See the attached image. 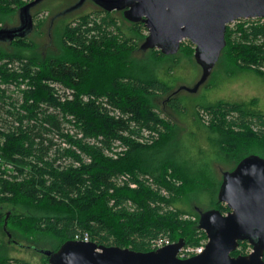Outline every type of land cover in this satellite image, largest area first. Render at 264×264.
Returning a JSON list of instances; mask_svg holds the SVG:
<instances>
[{"label":"trees","instance_id":"trees-1","mask_svg":"<svg viewBox=\"0 0 264 264\" xmlns=\"http://www.w3.org/2000/svg\"><path fill=\"white\" fill-rule=\"evenodd\" d=\"M28 1L0 0V23ZM229 24L220 54L264 77V19ZM145 34L122 10L96 6L61 25L58 55L36 57L22 37L11 50L0 47V204L26 211L0 210L1 232L8 226L13 238L50 251L84 234L134 251H147L160 234L189 244L205 237L197 218L171 206L196 179L164 151L174 124L152 101L170 87L131 55ZM147 51L152 61L175 55ZM176 52L192 55L193 46L182 41ZM166 103L179 107L174 97ZM195 111L201 122L200 112L207 116L222 152L238 159L258 148L264 158V111L225 101ZM211 208L226 211L216 200ZM0 264L27 263L0 256Z\"/></svg>","mask_w":264,"mask_h":264},{"label":"water","instance_id":"water-1","mask_svg":"<svg viewBox=\"0 0 264 264\" xmlns=\"http://www.w3.org/2000/svg\"><path fill=\"white\" fill-rule=\"evenodd\" d=\"M40 0L20 6L23 24L0 28V42L29 33V9ZM100 8L122 10L130 22H141L145 36L140 49H156L170 55L182 41L193 46V57L207 72L225 45V26L237 19H264V0H91ZM78 0L69 10L78 7ZM25 19H24V18ZM28 24V25H27ZM216 202L226 211L210 208L198 212L196 227L206 242L201 253L184 259L176 251L182 238L147 251L99 245L92 241L68 239L56 250H41L45 264H264V158L249 154L232 170L223 172L216 191ZM246 241L250 251L231 255L238 242Z\"/></svg>","mask_w":264,"mask_h":264},{"label":"rangeland","instance_id":"rangeland-1","mask_svg":"<svg viewBox=\"0 0 264 264\" xmlns=\"http://www.w3.org/2000/svg\"><path fill=\"white\" fill-rule=\"evenodd\" d=\"M77 1L40 0L29 9L28 14L35 17V20L32 19V28L25 37L33 43L36 57L58 55L60 50L57 40L61 25L75 15L96 8V4L91 0H83L78 7L69 10ZM39 19L41 24L37 26ZM0 24V28L19 26L18 10L9 19L5 17ZM8 45V42H0L1 48L11 50ZM131 55L138 60H147V66L154 77L170 87L167 95L156 97L152 101L155 109L166 115L174 124L170 139L164 145V151L170 152L173 162L196 179L192 184L196 185L194 189L186 196L173 201L171 206L182 210L183 215L188 216L196 214L194 206L200 211L210 209L216 200L221 172H227L237 159L220 150L215 142L217 135L209 131L204 124L207 116L200 112L204 121L201 122L195 108L222 100L242 102L251 110L262 112L264 77L250 70L237 69L223 55L207 72H204L203 66L191 54L186 56L176 52L174 56H165L158 61L149 60V51L146 49L136 50ZM169 95L176 99L179 106L177 109L167 106L166 97ZM143 135L148 136L146 131H143ZM255 151L258 154L261 152L258 148ZM0 210L23 214L26 212L23 208L9 204H0ZM6 228L3 227V234L0 231V239L3 241L0 256L15 258L27 264H43L44 254L40 249H46H43L42 245L28 243L19 235L14 236L15 238L12 234L7 236L6 232H10L9 227ZM249 250L250 247L245 244L242 251Z\"/></svg>","mask_w":264,"mask_h":264},{"label":"built area","instance_id":"built-area-1","mask_svg":"<svg viewBox=\"0 0 264 264\" xmlns=\"http://www.w3.org/2000/svg\"><path fill=\"white\" fill-rule=\"evenodd\" d=\"M233 22V21H232ZM230 22V23H232ZM122 178H127L126 176H122ZM128 186L130 188H134L135 184L129 183ZM164 194V192H162ZM183 218H190V220L195 221L196 217L195 216H188V215H182ZM75 240H81V241H88V237L86 234L82 235L81 238L75 237ZM173 241L170 240L166 235H158L154 239H152L149 244H148V250H154L163 246H166ZM206 242V238H200L197 243L195 244H189V243H184L181 247H179L176 251V257L179 259H184L193 255H197L202 252L204 249V244ZM250 251V250H249ZM248 251V252H249Z\"/></svg>","mask_w":264,"mask_h":264},{"label":"flooded vegetation","instance_id":"flooded-vegetation-1","mask_svg":"<svg viewBox=\"0 0 264 264\" xmlns=\"http://www.w3.org/2000/svg\"><path fill=\"white\" fill-rule=\"evenodd\" d=\"M95 6H97V5H95ZM32 16H31V14H30V19H31V22H32V19H34L35 20V17L33 18H31ZM24 18V17H23ZM25 19V18H24ZM36 19H38V18H36ZM248 19V18H247ZM40 20V19H39ZM238 20H240V19H237V20H234L233 22H235V21H238ZM24 22H22L21 23V18H20V16H19V25H21V24H23ZM65 23V22H64ZM28 25V24H27ZM228 25V24H227ZM226 25V26H227ZM22 26V25H21ZM225 26V27H226ZM31 28H32V23H31ZM31 28H30V30H31ZM225 32V31H224ZM15 38H18V37H14L13 39H15ZM22 38H26L25 36H23ZM12 39V40H13ZM57 44H58V40H57ZM146 50H148V49H146ZM220 56H221V54L218 56V58H217V60L215 61V63L218 61V59L220 58ZM169 98H173V97H171L170 95L169 96H167L166 97V102H167V100L169 99ZM219 101H222V100H219ZM225 102H230V101H225ZM231 102H234V101H231ZM235 103H238V104H242V105H244L246 108H249L250 109V107H248V106H246V104H244V103H242V102H235ZM168 106V105H167ZM169 107V106H168ZM253 111H255V110H253ZM263 112V111H262ZM201 121V120H200ZM249 154H254V155H257V156H259V157H262L260 154H258L257 152H255V151H249L248 153H246L245 155H242L241 157H239L237 160H236V162L234 163V165H232L228 170H226V171H230V170H232L233 169V167L235 166V164L241 159V158H243L244 156H246V155H249ZM263 158V157H262ZM224 171H222L221 173H223ZM220 181H221V177H220V180H219V183H220ZM219 183H218V186H219ZM194 211H195V215L194 216H196V218H198V212L200 211L199 210V208L197 207V206H194ZM5 213H6V215L5 216H7L8 214H9V210H5L4 211ZM10 233H8V231L6 232V235L8 236ZM15 240H13L12 239V242L13 243H15L14 242ZM242 242H244L245 244H247L246 243V241H240V242H238V246H239V244H241ZM16 244V243H15ZM18 244V243H17ZM248 245V244H247ZM30 246V245H29ZM237 246V248H236V253H234L235 255H243V254H246V253H248L247 251H242L239 247ZM249 246V245H248ZM250 247V246H249ZM239 248V249H238ZM234 255V256H235ZM45 256V255H44ZM262 259L264 260V253H263V256H262Z\"/></svg>","mask_w":264,"mask_h":264}]
</instances>
